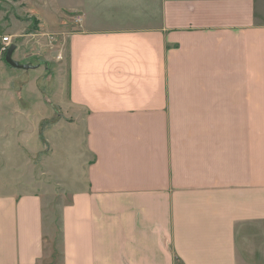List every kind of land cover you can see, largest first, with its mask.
I'll return each mask as SVG.
<instances>
[{"label": "crops", "instance_id": "crops-1", "mask_svg": "<svg viewBox=\"0 0 264 264\" xmlns=\"http://www.w3.org/2000/svg\"><path fill=\"white\" fill-rule=\"evenodd\" d=\"M29 1L30 68L0 58V264H264V0Z\"/></svg>", "mask_w": 264, "mask_h": 264}, {"label": "rangeland", "instance_id": "rangeland-1", "mask_svg": "<svg viewBox=\"0 0 264 264\" xmlns=\"http://www.w3.org/2000/svg\"><path fill=\"white\" fill-rule=\"evenodd\" d=\"M34 6L29 0H0V40L3 36L13 35V43L15 40L19 43L22 39L28 38L29 33L37 32L36 30L39 27V20L33 14L31 15L30 9ZM2 12V13H1ZM3 17H2V15ZM28 25V28L21 30V33L18 35V27L21 25ZM10 35V36H11ZM14 58H18V51L13 54ZM1 60H4V56L0 57ZM66 63V62H65ZM65 71V66H64ZM65 74L67 71L64 72ZM58 76L56 72H50L47 77L48 81V92L55 90L58 83ZM19 84L15 82V85ZM39 85V82H38ZM50 86V89H49ZM18 88L17 85L15 89ZM39 89L41 90L40 86ZM42 91V90H41ZM53 94V93H52ZM52 94L50 95V100L53 102ZM54 103V102H53ZM40 157V156H39ZM41 158V157H40Z\"/></svg>", "mask_w": 264, "mask_h": 264}, {"label": "trees", "instance_id": "trees-1", "mask_svg": "<svg viewBox=\"0 0 264 264\" xmlns=\"http://www.w3.org/2000/svg\"><path fill=\"white\" fill-rule=\"evenodd\" d=\"M4 58H5V56H4ZM48 74L44 75L39 81V86L43 92L42 94H44L45 102L47 103V105H49L54 110L53 117H51L50 119L44 120L41 123V127H40L41 140H42L43 144L46 146L48 145L46 138H45V135H44L46 129L55 125L63 116V114H62V112H60L59 108L56 107V105L50 100V95H48V93L52 94V89H51V92H48V84H49L47 81ZM15 87H16V85H15ZM49 89H50V86H49Z\"/></svg>", "mask_w": 264, "mask_h": 264}, {"label": "water", "instance_id": "water-1", "mask_svg": "<svg viewBox=\"0 0 264 264\" xmlns=\"http://www.w3.org/2000/svg\"><path fill=\"white\" fill-rule=\"evenodd\" d=\"M16 48H17V45L15 43H12L10 45V47H9V49H8L6 55H5V59H6L7 63L12 65L13 68L14 67L15 68H26V69H27V67L30 68L29 64H22V63H20V62H18L17 60L14 59L13 54H14Z\"/></svg>", "mask_w": 264, "mask_h": 264}, {"label": "built area", "instance_id": "built-area-1", "mask_svg": "<svg viewBox=\"0 0 264 264\" xmlns=\"http://www.w3.org/2000/svg\"><path fill=\"white\" fill-rule=\"evenodd\" d=\"M77 23L82 22V17L76 18ZM13 43V38L10 35L3 36L0 40V57L5 56L10 45Z\"/></svg>", "mask_w": 264, "mask_h": 264}]
</instances>
